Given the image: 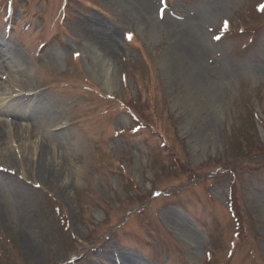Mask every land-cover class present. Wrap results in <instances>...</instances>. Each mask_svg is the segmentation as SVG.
I'll return each instance as SVG.
<instances>
[{
    "label": "rangeland",
    "instance_id": "rangeland-1",
    "mask_svg": "<svg viewBox=\"0 0 264 264\" xmlns=\"http://www.w3.org/2000/svg\"><path fill=\"white\" fill-rule=\"evenodd\" d=\"M143 1L0 0V264H264V0Z\"/></svg>",
    "mask_w": 264,
    "mask_h": 264
},
{
    "label": "bare ground",
    "instance_id": "bare-ground-1",
    "mask_svg": "<svg viewBox=\"0 0 264 264\" xmlns=\"http://www.w3.org/2000/svg\"><path fill=\"white\" fill-rule=\"evenodd\" d=\"M155 3V0H144L143 4L141 5L142 12L146 15H150L153 10V5ZM178 24L179 22H175ZM180 24V23H179ZM185 24V23H183ZM188 25V24H187ZM185 24V27L180 29L179 31V37L180 42L177 46L176 50L178 51V54L185 56L190 61H192L195 65L197 64L200 69H197L196 76L198 78H202L204 71L208 69L207 64L205 63V55L206 50L204 49L203 45L201 44V39L199 38L198 31L193 27H187ZM20 70V69H19ZM18 70V71H19ZM21 71V70H20ZM226 76V72L223 69L217 70L212 75L213 78L222 80ZM44 110H40L38 113H35V111H17V110H2L3 114H7L9 116H13L15 119H26L29 122H31L32 126L35 128L40 124L44 123L49 119V117H52L45 114L43 112ZM14 126H17V122L11 123ZM6 123L0 121V141L4 138L5 132H6ZM18 127V126H17ZM40 155H42V152H40ZM40 159H44L43 156H41ZM39 159V160H40ZM4 169V168H3ZM13 180L12 176L0 172V192H4V188L8 187L9 182ZM109 256V254H108ZM129 255H123L122 261H120L117 264H135L132 263V259L129 258Z\"/></svg>",
    "mask_w": 264,
    "mask_h": 264
},
{
    "label": "snow or ice",
    "instance_id": "snow-or-ice-1",
    "mask_svg": "<svg viewBox=\"0 0 264 264\" xmlns=\"http://www.w3.org/2000/svg\"><path fill=\"white\" fill-rule=\"evenodd\" d=\"M164 2H166V0H161V3H164ZM262 10H264V9H262ZM225 23H227V22H225ZM127 39L129 41H131L133 39V35L131 33H129L128 36H127ZM215 39H220V37L217 36V37H215ZM76 55L78 57L79 56V53L77 52ZM37 187H39V185Z\"/></svg>",
    "mask_w": 264,
    "mask_h": 264
}]
</instances>
